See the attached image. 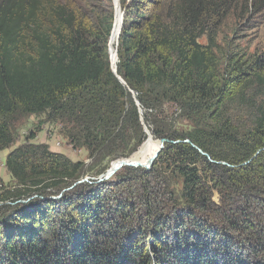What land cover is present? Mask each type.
<instances>
[{"label":"trees","instance_id":"trees-1","mask_svg":"<svg viewBox=\"0 0 264 264\" xmlns=\"http://www.w3.org/2000/svg\"><path fill=\"white\" fill-rule=\"evenodd\" d=\"M120 6L115 74L112 0H0V150L13 143L7 118L17 107L66 122L74 147L90 158L101 153L97 173L145 143L139 107L169 104L193 128L167 131L152 114L154 135L170 142L155 153L154 173L141 172L163 183L136 176V184L121 179L123 193L109 201L101 188L64 199L57 224L50 198L87 173L85 162L46 144L12 150L6 165L16 183L0 202L45 200L14 211L19 219L4 231L0 264H264V49L240 53L233 43L264 0ZM159 164L181 179L179 192L155 171Z\"/></svg>","mask_w":264,"mask_h":264},{"label":"rangeland","instance_id":"rangeland-1","mask_svg":"<svg viewBox=\"0 0 264 264\" xmlns=\"http://www.w3.org/2000/svg\"><path fill=\"white\" fill-rule=\"evenodd\" d=\"M112 4L116 16V9L119 8V6L114 0H112ZM145 4H148V2ZM119 9L121 12H124L121 6ZM241 37L242 38L239 40H233L234 45H238L237 50H240V53H253L256 50L259 51L264 49V11L255 18L252 26L249 29L241 33ZM201 41L206 42V38H202ZM132 96L135 98L134 94H132ZM137 110L140 119L142 121L144 120L143 127L147 135L145 143L139 147L138 150L130 157L118 158L107 166L105 172L97 173L95 170L97 169L96 165H98V159H100L101 153H98L94 157L90 158L89 152L86 148L74 147V145L70 143L68 136L65 134L66 126H68L66 122H63L59 119L50 120L46 114H26L20 107H17L15 111L7 118L13 134V143L9 148L0 150V194L7 189L14 188L16 183L15 179L12 177L7 168L6 156L15 148L25 146L29 143L46 144L50 148L51 152L64 154L72 161H83L86 165L85 168L87 170L85 169V171H87V173L85 175H83L78 181L74 182L71 186L62 190L58 195L52 196L50 198L53 199L52 201L54 204L52 205L55 207L51 210V215L52 217H55V219H59L54 222L55 224L60 221L62 217L61 215L65 210V202H62L64 199H66L65 201L69 200L70 203L76 202L79 200V197L82 194L85 195L93 189L101 188L103 199L105 201H109L112 199L110 197L114 198V195L116 196L115 192L119 194L123 193L118 191V186L120 185L121 179L129 178L131 182L133 181L135 183L136 176L142 178V181L147 180L149 183H151V181L153 183H163V177L159 178L158 176H155L153 179L152 176H150V180L148 179L149 175H147V173L141 172L143 169L146 171L148 170L149 172L154 171L152 170V162L153 160L158 159L157 154L155 153L159 152L160 149L164 147L163 145L165 143L170 142V140L166 138H164V140L156 138L154 135V129L157 127L148 122L147 119L152 118V114H159L162 116L165 126L168 127V129H166L167 131H175L179 133L191 130L193 128V124L191 121L182 117L177 112L176 108L169 106V104L163 105L162 109L159 111L151 109L146 112L141 107L137 108ZM128 132L131 133V129H129ZM115 161H117L116 164ZM156 169L157 170L155 171L162 172L161 175L168 176L166 178V183L171 189L177 190V192L181 190L182 181L179 177H175L170 174V171L164 169L161 164L157 165ZM44 200V198L41 200L39 197H37V195H32L30 198L20 201L0 202V250L3 247L2 242L5 239L4 231L7 230L8 227V229L14 228L17 223L16 220L19 219V217H14V211L17 209H29L28 212L31 210H36L40 207H36V205ZM133 200L138 201L136 198ZM213 200L216 204L221 202L220 196L217 192L214 194ZM45 220L46 221L40 224V228L44 229V235L48 234V230L51 227L49 225L48 219L45 218ZM60 228L61 226H58V229Z\"/></svg>","mask_w":264,"mask_h":264},{"label":"bare ground","instance_id":"bare-ground-1","mask_svg":"<svg viewBox=\"0 0 264 264\" xmlns=\"http://www.w3.org/2000/svg\"><path fill=\"white\" fill-rule=\"evenodd\" d=\"M116 4H118V0H114ZM116 16L114 19L113 23V28L111 31V35L109 37V55H110V60H111V66L112 69H116L117 67V54H116V49H117V40H118V34L121 26V16L122 12L119 8L116 9Z\"/></svg>","mask_w":264,"mask_h":264},{"label":"water","instance_id":"water-1","mask_svg":"<svg viewBox=\"0 0 264 264\" xmlns=\"http://www.w3.org/2000/svg\"><path fill=\"white\" fill-rule=\"evenodd\" d=\"M118 6H119V8H120V0H118ZM123 18H124V12H122V16H121V26H120V30H119V34H118V38H119V35H120V32H121V28H122V23H123ZM116 45H118V40H117V43H116ZM116 54H117V49H116ZM117 59H118V57H117ZM113 72L116 74V69H113ZM119 79H120V81L121 82H124L120 77H119ZM164 140V139H163ZM185 142H190L189 140H186ZM200 152L202 153V154H204V155H206V153H204L202 150H200ZM209 157V156H208ZM212 160V159H211ZM117 163V161H115V164ZM225 163V162H224ZM114 164V165H115Z\"/></svg>","mask_w":264,"mask_h":264}]
</instances>
